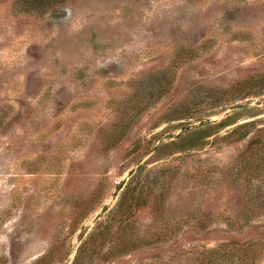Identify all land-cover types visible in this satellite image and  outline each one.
Segmentation results:
<instances>
[{"label":"rangeland","instance_id":"rangeland-1","mask_svg":"<svg viewBox=\"0 0 264 264\" xmlns=\"http://www.w3.org/2000/svg\"><path fill=\"white\" fill-rule=\"evenodd\" d=\"M0 264H264V0H0Z\"/></svg>","mask_w":264,"mask_h":264},{"label":"trees","instance_id":"trees-1","mask_svg":"<svg viewBox=\"0 0 264 264\" xmlns=\"http://www.w3.org/2000/svg\"><path fill=\"white\" fill-rule=\"evenodd\" d=\"M19 1L24 2L25 8L32 11L34 9H42L43 7H45L49 4H52V3L65 2L67 0H19ZM230 125H232V122H220L219 124H217V127L222 129V128L228 127ZM198 134H200V139H206V138L213 135L212 132H198ZM194 135L188 136L189 143H191L192 137ZM128 194H129L128 192H125L123 198L121 199V201L118 205V208H119L121 214L126 216L127 218H129L131 212L135 208L139 207V205L143 201L142 197H140L141 194H138L137 196H129V198L126 197V196H128ZM233 250H234V248H233Z\"/></svg>","mask_w":264,"mask_h":264}]
</instances>
